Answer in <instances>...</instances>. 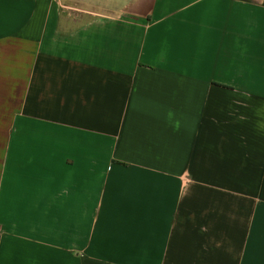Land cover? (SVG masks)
Segmentation results:
<instances>
[{
    "label": "crops",
    "instance_id": "0c3cea01",
    "mask_svg": "<svg viewBox=\"0 0 264 264\" xmlns=\"http://www.w3.org/2000/svg\"><path fill=\"white\" fill-rule=\"evenodd\" d=\"M0 264H264V0H0Z\"/></svg>",
    "mask_w": 264,
    "mask_h": 264
}]
</instances>
